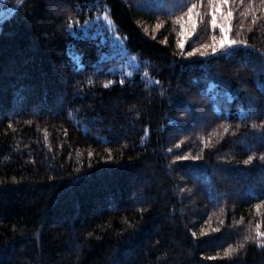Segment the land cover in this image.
I'll return each mask as SVG.
<instances>
[{"label": "trees", "instance_id": "trees-1", "mask_svg": "<svg viewBox=\"0 0 264 264\" xmlns=\"http://www.w3.org/2000/svg\"><path fill=\"white\" fill-rule=\"evenodd\" d=\"M4 1L0 264H264L260 0Z\"/></svg>", "mask_w": 264, "mask_h": 264}, {"label": "snow or ice", "instance_id": "snow-or-ice-1", "mask_svg": "<svg viewBox=\"0 0 264 264\" xmlns=\"http://www.w3.org/2000/svg\"><path fill=\"white\" fill-rule=\"evenodd\" d=\"M37 2H39V0H37ZM209 5H210V11L212 14V20H211V24L213 25V27H217V13L219 12V9L221 7V5H228L229 0H208ZM251 2V0H250ZM260 3L262 5H264V0H260ZM196 8V5L193 4L188 8V15H189V20L188 23L190 25L189 30L185 33L184 32V28L183 25H181V31L182 34L185 35H191L192 31L195 29L196 27V23L195 21L192 19V13L194 11V9ZM261 11H264V8L261 9ZM107 19V17H105ZM232 18V11L229 9L225 12H223L220 16V23L218 25L219 27V31H220V37L217 40L215 36H213V43H211L210 45H201L202 48H208L211 50V53H216L219 49H224L226 51L223 52V54L225 55V57H228L229 55L232 54V52L234 50H240L242 49V47H249V45L247 44V41L245 40H236V39H232L229 38L228 32H229V26H228V21ZM69 27H71V22H69ZM74 35V33H73ZM177 44L180 48H183L184 46V40H178ZM233 46H235V49L233 48ZM197 52L196 48H192L191 51L189 52H184L185 56H191L193 53ZM206 53H201V55H205ZM112 81H109L108 84H111ZM121 84L124 83L123 80L120 81ZM108 85L106 84L105 87H107ZM229 99H231V97H229ZM181 115H184V113L182 112ZM91 155V153L89 154ZM181 157H176V159H180ZM107 159H111V157H107ZM253 159V156H248L247 159L244 161L245 164H248L251 160ZM261 159L264 160V155L261 156ZM49 179H51V177H49ZM193 235H195V233H193ZM260 236H264V233H259ZM245 239H247V237H245ZM261 241L257 240V244H260ZM243 245H241L242 247ZM226 256L228 255V250L225 249V253Z\"/></svg>", "mask_w": 264, "mask_h": 264}, {"label": "rangeland", "instance_id": "rangeland-1", "mask_svg": "<svg viewBox=\"0 0 264 264\" xmlns=\"http://www.w3.org/2000/svg\"><path fill=\"white\" fill-rule=\"evenodd\" d=\"M4 2H5L4 0H1L0 4L2 5ZM12 10H14V9H5V8L0 9V19H4L5 17L9 16L12 13ZM105 17H107V19ZM100 18H101V20H103L106 29L99 30V31L96 30V31H94V33H96V34L99 33L100 36L102 37V39L109 37L112 40V43L116 46L117 51L114 49V52H113L111 58L112 57H115L116 59L123 58L122 62H119L118 64H116L115 67L121 71H124V69H125L126 74H130L132 72L133 68L130 69V68H128V66H131L133 64L136 67L137 66L136 59L131 55L124 56L125 51H123L122 48L120 47L121 41H120L119 37L117 36V33L111 27V24H110V21L108 20L107 14L101 15ZM99 22H100L99 20H95V23H96L95 25L100 26ZM135 67H134V69H135Z\"/></svg>", "mask_w": 264, "mask_h": 264}]
</instances>
